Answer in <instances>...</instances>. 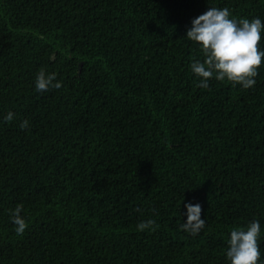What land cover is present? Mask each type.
<instances>
[{
  "label": "trees",
  "instance_id": "obj_1",
  "mask_svg": "<svg viewBox=\"0 0 264 264\" xmlns=\"http://www.w3.org/2000/svg\"><path fill=\"white\" fill-rule=\"evenodd\" d=\"M210 7L264 23V0H0V264H231L253 221L264 264V63L198 86L186 34Z\"/></svg>",
  "mask_w": 264,
  "mask_h": 264
},
{
  "label": "clouds",
  "instance_id": "obj_2",
  "mask_svg": "<svg viewBox=\"0 0 264 264\" xmlns=\"http://www.w3.org/2000/svg\"><path fill=\"white\" fill-rule=\"evenodd\" d=\"M228 8L218 9L210 7L205 13L199 15L192 21V27L186 36L201 46V52L205 57L203 62L193 60L191 71L202 78L199 87L207 89L208 81L215 77L218 81H229L233 86L239 84L244 89L255 85L254 79L258 75V69L264 63V51L260 50L261 30L264 23L261 19L247 18L230 19ZM54 59V56L51 57ZM35 87L37 91L43 92L50 88L62 87L60 81L56 80V73L46 74L43 69L39 71ZM5 121H12L14 114L8 112ZM28 126V121L21 122L20 128ZM187 219L180 225L181 229L192 235H197L205 225L201 219L200 204L188 203ZM22 206L18 205L12 210V220L16 226L15 231L22 235L27 227L26 221L21 217ZM158 225L149 219L137 225L139 231L147 229L155 230ZM259 221L251 222L245 228H233L228 240L227 258L231 264H258L260 260V249L258 238L260 236Z\"/></svg>",
  "mask_w": 264,
  "mask_h": 264
}]
</instances>
